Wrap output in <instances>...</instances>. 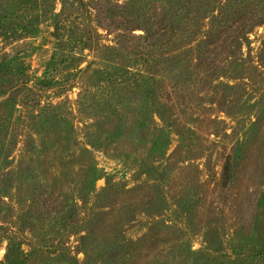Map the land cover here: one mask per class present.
Listing matches in <instances>:
<instances>
[{"label":"rangeland","instance_id":"374dc122","mask_svg":"<svg viewBox=\"0 0 264 264\" xmlns=\"http://www.w3.org/2000/svg\"><path fill=\"white\" fill-rule=\"evenodd\" d=\"M0 264H264V0H0Z\"/></svg>","mask_w":264,"mask_h":264}]
</instances>
